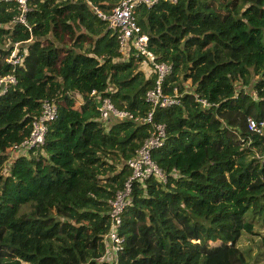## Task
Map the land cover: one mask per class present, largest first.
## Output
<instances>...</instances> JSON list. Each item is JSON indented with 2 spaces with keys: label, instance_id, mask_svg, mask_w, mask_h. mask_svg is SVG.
I'll use <instances>...</instances> for the list:
<instances>
[{
  "label": "trees",
  "instance_id": "16d2710c",
  "mask_svg": "<svg viewBox=\"0 0 264 264\" xmlns=\"http://www.w3.org/2000/svg\"><path fill=\"white\" fill-rule=\"evenodd\" d=\"M117 1L26 0L25 25L10 23L20 12L15 2H0V76L16 78L0 96V264H107L97 260L108 201L152 124L165 131L150 153L165 181L132 182L116 263L208 264L227 234H244L256 248L254 260L249 245L231 251L229 264L262 263L264 124L250 131L246 118L264 121V0L135 7L148 50L171 67L163 93L180 94L178 104L155 107L148 123L98 119L103 98L133 117L146 114L155 79L137 69L132 50L123 57L96 15ZM12 42L22 53L14 66L5 62ZM51 98L57 112L43 144L7 164V149L27 137L40 102Z\"/></svg>",
  "mask_w": 264,
  "mask_h": 264
},
{
  "label": "built area",
  "instance_id": "2783aa9c",
  "mask_svg": "<svg viewBox=\"0 0 264 264\" xmlns=\"http://www.w3.org/2000/svg\"><path fill=\"white\" fill-rule=\"evenodd\" d=\"M15 2L17 9L20 11L19 15L11 20V24L20 23L25 25L24 11L26 0H0V2ZM174 3L176 0H168ZM158 0H118L117 3L110 9L108 13L96 12L97 17L106 22L107 28L111 29L115 34L118 44V51L126 57L130 50L133 55L140 60L137 63L138 69L149 76L155 74L154 85L149 88L145 94L144 99L149 103L150 109L146 114L140 117H133L130 113L124 110H118L109 102L108 99L103 98L97 101L98 119H118L129 118L140 123H148L151 121L152 111L155 107H168L179 103V93L175 89L172 94H164L162 91V80L170 73L171 67L167 63L158 62L154 54L147 48V36L141 32L134 17L135 7L139 4L145 7H150L156 4ZM19 42L10 43L11 52L5 60L10 66L18 64L21 60V54H18ZM24 49L21 52L24 53ZM145 66L146 68H141ZM16 78L12 74L0 76V96L8 91V89L15 85ZM94 95V91L90 92ZM201 107H207L210 104L204 99H197ZM56 105L53 99H44L40 102L39 113L30 121V129L27 137L21 142L12 145L7 149V153H14L18 155H27L28 150L37 148L44 142V135L47 124L56 117ZM264 121L255 122L253 119L246 118V126L250 131L259 133L260 127ZM164 127L162 124H152V131L143 140L141 145L134 151V155L125 161L126 166L130 170L128 178L124 181L123 187L117 190L111 200L108 201L109 210V225L106 233L102 236V243L104 245V253L97 261H106L107 264H117L116 254L121 250L122 237L118 235V227L121 223V213L126 206L131 186L133 181L143 182L149 177H154L158 181L164 182L165 178L161 170L153 163L150 158L152 150L159 148L164 139ZM15 156V157H16Z\"/></svg>",
  "mask_w": 264,
  "mask_h": 264
},
{
  "label": "rangeland",
  "instance_id": "374dc122",
  "mask_svg": "<svg viewBox=\"0 0 264 264\" xmlns=\"http://www.w3.org/2000/svg\"><path fill=\"white\" fill-rule=\"evenodd\" d=\"M6 46H8V44H5V47ZM141 68L144 69L146 67L142 66ZM137 69H138V66H137ZM182 83L184 85V89L189 88V82L188 81H185V82H182ZM236 88L238 89L239 86H236ZM242 89H244L248 93H252L250 91V88H248V87H245V88H242ZM8 155H9V159L6 162L7 164L10 162V160L12 158H14L16 156L14 153H10V152H8ZM1 165H2L3 168H1ZM1 165H0V170H1V172H4L6 167L4 166V164H1ZM224 241L225 242H224L220 252L218 254L210 257L209 261H208V264H229V262H228V254L231 251H236V250L242 252L243 249H245L248 245L251 247V253H250L251 258H252V256H254L256 248H255V246L253 244L250 243V241L248 240L246 235L241 234L238 237L237 234H227L226 237L224 238ZM249 262L251 264H264V260H263L262 263H260V262L259 263H254V261H252V260H249Z\"/></svg>",
  "mask_w": 264,
  "mask_h": 264
}]
</instances>
